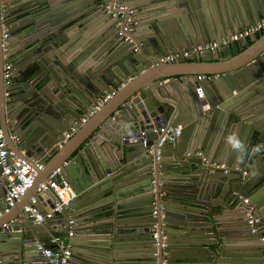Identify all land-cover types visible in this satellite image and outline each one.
Here are the masks:
<instances>
[{
  "label": "water",
  "instance_id": "water-1",
  "mask_svg": "<svg viewBox=\"0 0 264 264\" xmlns=\"http://www.w3.org/2000/svg\"><path fill=\"white\" fill-rule=\"evenodd\" d=\"M60 1L0 0V51L5 29L13 71L0 124L6 137L21 140L18 150L43 161L47 172L35 184L67 161L62 173L76 196L59 217L63 226L73 219L69 264H157L152 226L161 214L170 264L264 262L263 232L252 230L247 214L252 205L264 220V32L248 47L240 40L242 52L233 63L211 65L230 47L158 60L255 24L264 18V0H228L230 13L196 33L198 40L149 17L144 23L152 31L144 36L134 24L132 42L117 41V20L104 11L103 0L87 12L81 0ZM168 2L186 6V0ZM103 12L104 22L113 21L102 29ZM75 24L92 34L84 55L93 62L86 66L59 50L77 43ZM51 65L64 75L61 80L54 72L60 83L53 94ZM195 72L204 78L195 81ZM105 92L111 98L83 122ZM163 126H180L178 139L158 144ZM229 136L242 147L234 148ZM211 163L241 169L213 171ZM35 184L0 215V264H46L35 243L51 220H17ZM0 191L1 211V184ZM107 208L111 213L101 215Z\"/></svg>",
  "mask_w": 264,
  "mask_h": 264
},
{
  "label": "built area",
  "instance_id": "built-area-1",
  "mask_svg": "<svg viewBox=\"0 0 264 264\" xmlns=\"http://www.w3.org/2000/svg\"><path fill=\"white\" fill-rule=\"evenodd\" d=\"M104 11L111 17H114L116 22V36L119 40L132 42L134 40L132 32L135 24V9L131 7L125 0H103ZM6 9L2 4V12ZM264 32V18H261L253 25H248L237 32L225 35L220 40H214L204 44H198L190 48L183 49L180 53H171L163 57H159V62H175L178 56L190 57L195 53L204 50H214L220 46H228L231 43L239 42L254 36L256 33ZM3 50H6V39L8 35L6 30L1 32ZM264 58V53H262ZM0 69L2 73L3 84L5 87V96L10 95V85L12 83V64L4 61L0 62ZM204 76L198 75L200 80ZM111 92H105L95 102L82 117V121H86L90 116L97 112L101 106L111 98ZM180 126H163L160 128L158 135V144L164 141H175L180 135ZM61 146V144H59ZM67 165L64 161L61 165L49 172L46 177L35 184L36 178L45 169V165L40 157L17 155L11 150L7 142L2 128L0 127V184L4 189L3 209L0 215L8 213L21 200L22 196L34 186L33 194L29 197L27 202L22 206L17 220H30L35 225H41L47 221L52 220L56 216L63 215L66 212L69 202L76 196V193L69 183L67 178L63 175L62 170ZM210 169L213 171L222 170L227 173L231 170H239L240 167H230L224 163H211ZM242 173H247V170H242ZM153 183L155 181L153 180ZM49 196L52 198H49ZM163 196L160 192L158 197ZM247 202V198H243ZM39 203L47 206L46 209H41ZM160 208L162 204H158ZM254 206L250 205L247 214L248 221L252 226V230L261 229L264 240V220L261 221L254 215ZM153 216L157 217V209L153 211ZM161 219L154 221L152 226V237L154 239L153 246L155 247L154 256L157 264H170L169 252L167 250L166 234L162 230L164 222ZM3 226H7L5 223ZM73 219L69 218L64 224V234H52L47 239H40L36 241L37 248L42 252L46 259V264H69L72 255V249L69 244V238L73 236ZM264 258V255H263ZM264 264V262L260 263Z\"/></svg>",
  "mask_w": 264,
  "mask_h": 264
},
{
  "label": "crops",
  "instance_id": "crops-1",
  "mask_svg": "<svg viewBox=\"0 0 264 264\" xmlns=\"http://www.w3.org/2000/svg\"><path fill=\"white\" fill-rule=\"evenodd\" d=\"M64 0H61L60 2L62 3ZM82 5L84 6V11L87 12L89 9H94V7H101L102 0H81ZM127 4H129L131 7L135 9V26L137 28V32L144 34V36L148 35L152 31V24L148 25L145 24L146 20H154L155 18H159L160 20H163L164 25L168 26L167 29H177L181 28L184 29V32H187V34H190L193 36L195 40H198L196 37V33L202 35L204 29L207 27H212L214 25L216 19L218 18L219 14L222 13H230V3L228 0H219V4L217 5L216 2H213V0H210V2H206V0H186V6L182 5V7L179 6V0H176L178 3L177 5H173L172 0H125ZM196 3H198L197 6ZM3 4V3H2ZM1 4V6H2ZM210 7L211 11L208 9V6ZM190 8V9H188ZM232 9V8H231ZM103 20L100 24V28H105L106 26L110 25L112 19L105 21V16L106 14H102ZM79 24V23H78ZM78 24H75L74 27H71V34L74 36V40L77 41V43L74 46H68L65 45V47H60V52L65 55L66 58H73V59H80L82 65L84 64L89 65V63L93 62V59L89 54H85V51L87 47L90 45V38L92 37V34H90L91 31L84 29V27L78 28ZM66 29L70 30V27ZM94 34V33H93ZM116 34V33H115ZM263 34V32H262ZM189 35L188 38L191 36ZM260 37V36H259ZM258 37V38H259ZM257 38V37H256ZM117 41H120L119 38H117ZM250 40V44L247 43L246 47L249 45L253 44V40L251 38L248 39ZM81 43V44H79ZM204 44V42L200 43ZM198 45V44H195ZM193 45V46H195ZM241 44L239 42H234L231 43L228 46H220L221 49H227V47H230V54L225 56L223 59L219 60H212V64L220 65V64H228V63H233L236 61V58H238L242 50L239 48ZM2 53V54H1ZM1 56H3V61L10 62L8 60V51L3 50L2 52L0 51V60ZM51 69L53 70L52 76L55 74L63 80L64 75L59 71L57 66H52ZM13 73V71H12ZM0 75L2 77V73L0 71ZM201 75L204 76V74L200 72H195L192 76V78L195 81H198L197 76ZM56 76H54V80L56 81L55 84L53 83L52 88L49 89L50 94H53V89H56L58 87V83L60 81L56 80ZM193 79L191 81L193 82ZM3 80V79H2ZM1 80L0 82V101L1 104L3 105V108L0 109V116L3 117L5 113V106H4V101L8 100L9 97L5 96V87L3 84V81ZM12 85V83H11ZM10 85L9 91L12 90V86ZM61 92H57L55 95L59 94ZM62 99H66L65 106L70 107L71 104H73L71 98L68 97L67 93H62ZM1 108V107H0ZM1 127V124H0ZM3 130V129H2ZM16 132V131H15ZM12 134V133H11ZM10 137H6L7 142L9 143L11 150L17 155H23L25 154L23 150H18L19 145H22L21 140L14 135H11ZM32 156H35V154H32ZM39 157V156H37ZM243 170V169H242ZM45 173L47 172L46 169L44 171ZM43 172V173H44ZM171 174H169L170 176ZM1 193V191H0ZM49 198H51L49 196ZM52 199V198H51ZM39 207L43 210L46 209L47 206H43L42 203H39ZM108 213H111L110 208H107V210L100 211L101 215H107ZM74 227V225H73ZM64 226L62 224V218L54 217L51 222H48L46 226H41L37 232L38 238L40 239H47L50 235L52 234H64ZM70 240V238H69Z\"/></svg>",
  "mask_w": 264,
  "mask_h": 264
},
{
  "label": "clouds",
  "instance_id": "clouds-1",
  "mask_svg": "<svg viewBox=\"0 0 264 264\" xmlns=\"http://www.w3.org/2000/svg\"><path fill=\"white\" fill-rule=\"evenodd\" d=\"M228 139L234 148L239 149L242 147L241 142L238 139H236L234 136H229Z\"/></svg>",
  "mask_w": 264,
  "mask_h": 264
},
{
  "label": "trees",
  "instance_id": "trees-1",
  "mask_svg": "<svg viewBox=\"0 0 264 264\" xmlns=\"http://www.w3.org/2000/svg\"><path fill=\"white\" fill-rule=\"evenodd\" d=\"M261 35H262V33H258V34L256 35V37L258 38V37L261 36ZM247 43L250 44V40L247 41Z\"/></svg>",
  "mask_w": 264,
  "mask_h": 264
},
{
  "label": "flooded vegetation",
  "instance_id": "flooded-vegetation-1",
  "mask_svg": "<svg viewBox=\"0 0 264 264\" xmlns=\"http://www.w3.org/2000/svg\"><path fill=\"white\" fill-rule=\"evenodd\" d=\"M256 35H257V33L254 36H256ZM249 38H251V37H249ZM249 38H246V40L248 41Z\"/></svg>",
  "mask_w": 264,
  "mask_h": 264
}]
</instances>
